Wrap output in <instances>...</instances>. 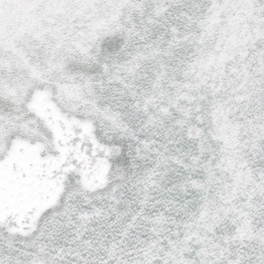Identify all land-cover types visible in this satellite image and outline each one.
Segmentation results:
<instances>
[{
  "label": "snow or ice",
  "instance_id": "obj_1",
  "mask_svg": "<svg viewBox=\"0 0 264 264\" xmlns=\"http://www.w3.org/2000/svg\"><path fill=\"white\" fill-rule=\"evenodd\" d=\"M0 264H264V0H0Z\"/></svg>",
  "mask_w": 264,
  "mask_h": 264
}]
</instances>
